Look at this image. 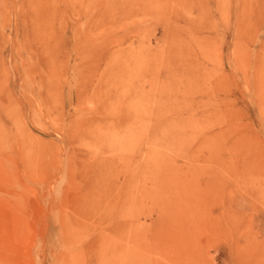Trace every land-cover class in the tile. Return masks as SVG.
<instances>
[{"label":"rangeland","instance_id":"obj_1","mask_svg":"<svg viewBox=\"0 0 264 264\" xmlns=\"http://www.w3.org/2000/svg\"><path fill=\"white\" fill-rule=\"evenodd\" d=\"M0 264H264V0H0Z\"/></svg>","mask_w":264,"mask_h":264}]
</instances>
